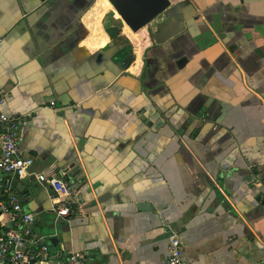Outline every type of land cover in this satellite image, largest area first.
Here are the masks:
<instances>
[{
	"label": "crops",
	"instance_id": "0c3cea01",
	"mask_svg": "<svg viewBox=\"0 0 264 264\" xmlns=\"http://www.w3.org/2000/svg\"><path fill=\"white\" fill-rule=\"evenodd\" d=\"M155 1L132 28L111 0H0V41H22L0 50V111L75 211L16 189L82 264H168L171 233L181 264H264V0Z\"/></svg>",
	"mask_w": 264,
	"mask_h": 264
},
{
	"label": "built area",
	"instance_id": "2783aa9c",
	"mask_svg": "<svg viewBox=\"0 0 264 264\" xmlns=\"http://www.w3.org/2000/svg\"><path fill=\"white\" fill-rule=\"evenodd\" d=\"M3 97L0 93V103ZM54 106L55 102L50 101L48 107ZM23 125L22 117L0 111V220L5 221L0 226V264H42L54 258H62L64 264H82L84 254L80 251L51 252L45 237L33 226L34 213L27 210L16 189V181L33 177L50 189L51 209L57 218H68L75 211V192L68 181L31 169L32 157L20 150ZM182 252L180 236L171 233L167 245L168 264H181Z\"/></svg>",
	"mask_w": 264,
	"mask_h": 264
},
{
	"label": "water",
	"instance_id": "95a60500",
	"mask_svg": "<svg viewBox=\"0 0 264 264\" xmlns=\"http://www.w3.org/2000/svg\"><path fill=\"white\" fill-rule=\"evenodd\" d=\"M111 2L123 12V17L132 28L139 27L152 18L160 9L153 0H122L120 4ZM145 206V205H143ZM8 226H11L9 223Z\"/></svg>",
	"mask_w": 264,
	"mask_h": 264
},
{
	"label": "snow or ice",
	"instance_id": "6c2138e0",
	"mask_svg": "<svg viewBox=\"0 0 264 264\" xmlns=\"http://www.w3.org/2000/svg\"><path fill=\"white\" fill-rule=\"evenodd\" d=\"M20 43H22V41L19 40L14 33H9L5 36L4 40L0 41V50H3L5 47H10L13 50L18 49ZM6 67H8V63L0 60V71Z\"/></svg>",
	"mask_w": 264,
	"mask_h": 264
},
{
	"label": "bare ground",
	"instance_id": "6f19581e",
	"mask_svg": "<svg viewBox=\"0 0 264 264\" xmlns=\"http://www.w3.org/2000/svg\"><path fill=\"white\" fill-rule=\"evenodd\" d=\"M153 1H154L155 3H157L155 0H153ZM120 3H121V2H120ZM120 3H119V4H120ZM123 25H124V24H123ZM139 43H140V42H139ZM140 44H141V43H140ZM142 45H143V44H142Z\"/></svg>",
	"mask_w": 264,
	"mask_h": 264
}]
</instances>
